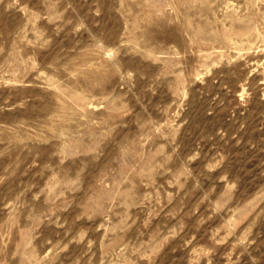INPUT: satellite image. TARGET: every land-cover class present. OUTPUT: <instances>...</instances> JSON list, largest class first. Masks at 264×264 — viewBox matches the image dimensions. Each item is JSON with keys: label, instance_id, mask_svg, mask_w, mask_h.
Instances as JSON below:
<instances>
[{"label": "rangeland", "instance_id": "obj_1", "mask_svg": "<svg viewBox=\"0 0 264 264\" xmlns=\"http://www.w3.org/2000/svg\"><path fill=\"white\" fill-rule=\"evenodd\" d=\"M0 264H264V0H0Z\"/></svg>", "mask_w": 264, "mask_h": 264}]
</instances>
